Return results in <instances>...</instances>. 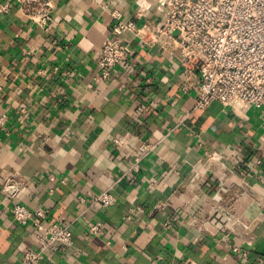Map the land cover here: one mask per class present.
Masks as SVG:
<instances>
[{
    "label": "crops",
    "instance_id": "0c3cea01",
    "mask_svg": "<svg viewBox=\"0 0 264 264\" xmlns=\"http://www.w3.org/2000/svg\"><path fill=\"white\" fill-rule=\"evenodd\" d=\"M1 5L0 180L23 187L0 191V264L37 247L14 203L71 229L38 264H264V105L195 109L178 62L130 32L131 54L95 81L115 16L158 23L160 0H57L48 29L17 0ZM128 134L161 139L138 171L135 139L111 143ZM101 190L115 202L92 203ZM129 205L141 209L124 220Z\"/></svg>",
    "mask_w": 264,
    "mask_h": 264
},
{
    "label": "built area",
    "instance_id": "2783aa9c",
    "mask_svg": "<svg viewBox=\"0 0 264 264\" xmlns=\"http://www.w3.org/2000/svg\"><path fill=\"white\" fill-rule=\"evenodd\" d=\"M17 2L34 24L48 29L57 0ZM160 8L158 23L147 19L137 23L115 16L111 34L99 49L95 81L106 79L131 54V47L121 38L122 33L130 32L139 45H156L178 62L181 89L194 94L195 109L215 102L223 106L264 105V0H160ZM143 11L141 8L136 17L141 18ZM131 139L136 141V153L129 171H138L142 159L155 150L161 139L149 136L141 140L128 134L114 136L111 143L120 150ZM22 187L23 179L17 175L0 180V191L10 199L15 200ZM115 200L107 190L91 198L92 203L102 206ZM140 209L129 205L123 219H131ZM10 211L14 221H30L36 232L37 247L26 250L19 264H38L48 249L73 243L71 229L62 218L48 221L42 210L31 211L20 203H14ZM101 227L93 223L89 230L96 234Z\"/></svg>",
    "mask_w": 264,
    "mask_h": 264
}]
</instances>
